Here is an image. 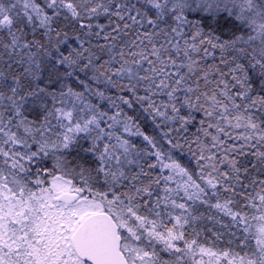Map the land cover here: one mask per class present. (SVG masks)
<instances>
[{"label": "snow or ice", "instance_id": "obj_1", "mask_svg": "<svg viewBox=\"0 0 264 264\" xmlns=\"http://www.w3.org/2000/svg\"><path fill=\"white\" fill-rule=\"evenodd\" d=\"M0 264H264V0H0Z\"/></svg>", "mask_w": 264, "mask_h": 264}]
</instances>
